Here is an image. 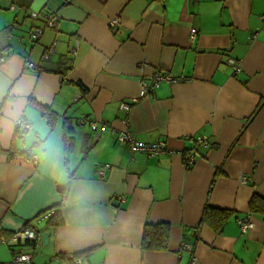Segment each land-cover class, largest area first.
<instances>
[{"label": "crops", "instance_id": "obj_1", "mask_svg": "<svg viewBox=\"0 0 264 264\" xmlns=\"http://www.w3.org/2000/svg\"><path fill=\"white\" fill-rule=\"evenodd\" d=\"M44 14L57 24L45 27ZM1 50L0 264H264V215L248 211L253 193L264 198V0H0ZM155 72L176 81L139 96ZM125 129L168 151H131L117 142ZM60 201L61 224L47 226L39 214ZM206 203L234 211L220 234L196 229ZM145 223L169 225L167 250L141 249Z\"/></svg>", "mask_w": 264, "mask_h": 264}, {"label": "built area", "instance_id": "obj_2", "mask_svg": "<svg viewBox=\"0 0 264 264\" xmlns=\"http://www.w3.org/2000/svg\"><path fill=\"white\" fill-rule=\"evenodd\" d=\"M11 8H14V6H11ZM32 18H37L38 15L36 13H31ZM40 18L43 21V24L45 27H53L57 24V17L53 14H44L40 16ZM121 22L120 17L115 16L109 19L108 24L110 27H116L119 26ZM43 27H37L34 30H32L29 34V38L32 41H36L40 34L42 33ZM197 34V29L195 27H191L189 30V37L192 40H194L195 36ZM53 47H50L47 49V51L43 54V59H46L49 57L50 53L52 52ZM6 57V52L4 50L0 51V61H4ZM230 63H234L233 60H229ZM24 65L28 69H36L41 67V63H34L29 60H25ZM235 68V71H239V68L237 64L233 65ZM176 81V78L168 73H161V72H155L152 75L149 76V78L142 79L141 80V86L139 91V96H145L149 94L150 92H153L155 88L158 87V85L161 82H174ZM136 98L132 100L133 103L136 102ZM131 104L127 102H121L120 108L128 111ZM79 122H82L80 120ZM29 127V124L22 118L18 119L16 121V128L17 129H27ZM90 129L92 131H99L103 132L107 129L106 124H100L98 125L95 122L90 123ZM117 142L120 145H126L131 151L133 152H144L148 156H156L158 154L164 153L168 151V147L163 140H159L155 143H145L143 141L138 140L131 131L128 129H125L123 132L117 135ZM196 144L197 145H207L208 142L206 138L204 137H197L196 138ZM34 160L36 158H33ZM195 161V154L192 151L191 153L187 154L185 156V159H183V163L186 168H189ZM46 216V215H45ZM238 225L241 232H246L249 228L252 227V222L250 220L249 216H246L244 218L238 219ZM24 239L27 240H34L36 238L34 231L31 228H27L21 232ZM184 247H186L188 250H191V246L188 244H185ZM16 261L29 263L31 259L30 254H19L14 257ZM64 264H84L83 260L80 256H70L69 261H65Z\"/></svg>", "mask_w": 264, "mask_h": 264}, {"label": "trees", "instance_id": "obj_3", "mask_svg": "<svg viewBox=\"0 0 264 264\" xmlns=\"http://www.w3.org/2000/svg\"><path fill=\"white\" fill-rule=\"evenodd\" d=\"M54 27V26H53ZM71 58H62L61 64H65L66 62H69ZM42 65V64H41ZM69 68V65H67L63 70H66ZM61 75H65V72H61ZM84 91V90H83ZM43 115L46 117L47 122L49 124H53L54 115L53 112L47 110L44 108ZM70 134V129L68 126V123L65 124L64 128V143H65V150L69 151L71 142H72V136ZM195 146H192L191 148L185 149L182 152V158L185 159V156L192 151H194ZM190 168V167H189ZM188 169V168H187ZM218 174V172L215 173V175ZM72 178V174H69V179ZM212 185V184H211ZM211 188V187H210ZM66 193L65 191L62 192V197L64 199ZM63 201V200H62ZM62 201H60L58 204L48 208L47 210L41 212L38 216L40 220H44L45 224L47 226H58L61 224V207H62ZM248 211L249 213L264 215V198L260 197L256 193H253L248 201ZM46 215V216H45ZM234 215V211L230 209H223V208H216L208 205L207 203L203 207V211L201 213V217L198 223V226L196 229L202 225L208 226L215 234H220L223 231V228L227 221ZM237 219H239L237 217ZM31 228L35 235L36 231L34 228L29 226V223L27 222L25 226L23 227L22 231ZM1 236L5 237L6 234L4 232H1ZM168 238H169V225L165 223H156V224H150L145 223L143 226V232H142V239H141V249L143 250H152V251H164L168 248ZM30 244L35 245L36 238L34 240L28 241ZM79 256V255H75Z\"/></svg>", "mask_w": 264, "mask_h": 264}, {"label": "water", "instance_id": "obj_4", "mask_svg": "<svg viewBox=\"0 0 264 264\" xmlns=\"http://www.w3.org/2000/svg\"><path fill=\"white\" fill-rule=\"evenodd\" d=\"M61 189H62V185H58L57 186V190L58 191H61ZM47 240H48V232L44 233V235H43V241H44V243H46Z\"/></svg>", "mask_w": 264, "mask_h": 264}]
</instances>
